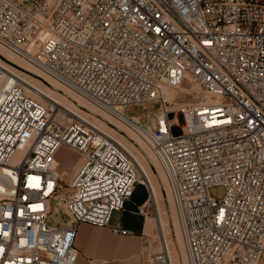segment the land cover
<instances>
[{
	"label": "built area",
	"instance_id": "built-area-1",
	"mask_svg": "<svg viewBox=\"0 0 264 264\" xmlns=\"http://www.w3.org/2000/svg\"><path fill=\"white\" fill-rule=\"evenodd\" d=\"M0 44L137 126L168 174L190 264H264V0H0ZM6 62L0 56V264H83L77 225H110L138 183L147 193L139 211L155 217L152 191L127 146L93 119L66 121L71 110ZM188 80L203 100L171 107L165 88ZM152 102L155 111L125 112ZM62 145L79 153L70 177L58 169ZM215 184L226 187L221 201ZM143 264H172L164 236Z\"/></svg>",
	"mask_w": 264,
	"mask_h": 264
},
{
	"label": "rangeland",
	"instance_id": "rangeland-1",
	"mask_svg": "<svg viewBox=\"0 0 264 264\" xmlns=\"http://www.w3.org/2000/svg\"><path fill=\"white\" fill-rule=\"evenodd\" d=\"M18 1L24 5H28L31 3V0H18ZM0 56H3V55L0 54ZM3 57L6 59V61H7L6 63L8 65H10L11 61L9 60V58H7L6 56H3ZM10 58L21 60L23 64L27 63V62L23 61L22 59H20L19 57H17V55H15V54H13V56H11ZM41 80L45 84H48V85H50V83H51V82L50 83L46 82L45 79H43V78ZM48 80H50V79L48 78ZM193 82H194L193 80H188V81L184 82L182 87L190 85V83H193ZM52 88L54 90L53 94L58 95V97L60 99H64L67 102V104H69V106L72 107L71 111H73L74 114L76 113L79 116H84V117H88L90 119H93L95 122L100 124L105 130H107V132L112 133L116 138L120 137V135H121L120 133H122L123 135H126L128 137V139H129V137L131 138L130 134H128L125 130H121L122 128L120 129L119 126L115 125L111 121L110 116L105 117V115H103L102 113H95L93 111L94 110L93 108L83 106L82 104H80L78 97L75 96L72 92H69V90L66 89L65 87L59 85V86H53ZM180 88H177V89L180 90ZM202 93H203V91H202ZM60 94L66 95V97H64ZM201 94L192 95L189 93H182V94L179 93V95L177 94L175 98L173 97L174 96V94H173V95H170V97H169V104L171 107H173V106H178L181 103H187V104L196 103V102L201 101V98H200ZM62 108H67V107L62 105ZM69 108H67V109H69ZM155 110H157V106L155 103L152 102V103H144V104H139V105L138 104L129 105L126 107L125 112H127L128 114H131V115H137V114L146 113L148 111H155ZM71 117H76V116L75 115L70 116L69 114H66L64 116V119L67 121ZM103 120L107 124L104 123ZM107 120L108 121L110 120V121L108 122ZM149 122H152L153 126H156V120L155 119L150 120L147 116H145L144 119L142 120V123H144V124H147ZM180 122H181V116H180ZM108 125H110V126H108ZM110 127H113V129L115 128V130H113ZM131 143L134 145V147L136 146L139 149V151L138 150L135 151V148L133 147V152H134L133 154H135L138 161L141 160L144 162V160H143L144 158H148L150 160V162L153 161L148 149L146 148L147 147L146 145L141 144L138 141H136V142L131 141ZM57 159L60 161V164L58 166L59 171H61L62 173L69 171V173L71 174V172L73 171V169H72L73 165L79 159V153L77 151L71 149L67 145H62L61 148L59 149L58 153H57ZM140 167H141V165H140ZM162 169H163V167H162ZM148 171H149V174L151 175V177L153 178L154 181H160V182H162V184L164 183L163 179H164L165 175H164L163 170H161L158 163L154 162V164H153V162H152V164H150V167L148 168ZM141 174L144 178L147 177V180H148V176L145 173V171L143 170V168H141ZM225 193H226V187L223 184H215V185L210 187V194L214 198H216L217 200L221 201L223 199ZM160 195L162 198L161 199V207L163 209V215L165 216V219L167 220L166 221V229L168 230V234L166 235V237H168L169 241H170L171 263L172 264H189V260H187L188 257H187L186 248H185V245L183 243L182 232L180 231L179 218L175 214L176 210H175V206L173 203L170 187L163 188V190L160 191ZM145 197H146V189L144 186H142L140 183H138L136 190H135V193L131 198L133 200H131L130 206L134 202L139 203ZM149 208L151 210L150 213H154V211L152 210L153 208L152 207H149ZM56 209H57L56 200H52L51 201V211L57 217L58 214L56 212ZM60 212H61V215H63L62 209H60ZM129 218L130 217H125V220L128 221ZM151 218H152L151 220H153V221H151L150 223L153 224V227L148 226L144 246L140 250L141 252H143L141 256L145 259H150L152 252L156 248V240L159 239L160 234L163 235L162 232L160 233L158 231V227L156 226L157 222L155 221L153 216H151ZM63 219L65 220L66 217L63 216ZM149 219L150 218L147 219V224L150 221ZM130 220L133 222L137 221L136 219L134 220L131 218H130ZM53 222H54V220L50 219V223H53ZM158 222H159V220H158ZM175 225L177 228L175 227ZM182 251H184V254L181 253ZM182 254H183V256H182Z\"/></svg>",
	"mask_w": 264,
	"mask_h": 264
},
{
	"label": "crops",
	"instance_id": "crops-1",
	"mask_svg": "<svg viewBox=\"0 0 264 264\" xmlns=\"http://www.w3.org/2000/svg\"><path fill=\"white\" fill-rule=\"evenodd\" d=\"M134 195V194H133ZM132 198V197H131ZM129 199L121 211H116L110 225L98 226L87 222L79 223L75 240L83 264H143L147 259L141 255L147 233V219L140 213L139 206L145 202ZM125 217L136 219L126 221ZM127 228L128 234H114L112 227ZM146 248V247H145Z\"/></svg>",
	"mask_w": 264,
	"mask_h": 264
},
{
	"label": "bare ground",
	"instance_id": "bare-ground-1",
	"mask_svg": "<svg viewBox=\"0 0 264 264\" xmlns=\"http://www.w3.org/2000/svg\"><path fill=\"white\" fill-rule=\"evenodd\" d=\"M0 54L3 55V56H6L11 61L10 62L11 64L9 63L10 65H8L7 63H5L8 66V68H10V70H12L13 72L19 74L22 78H24L26 81L30 82L33 86H35V88H37V94L40 97H45L46 99L56 101L61 106L63 105L65 107H67V108L70 107L71 109L69 108V110H72V107L69 106V104H67V102L64 99H60L58 97V95L53 94L54 93V90H53L52 87L53 86H59L60 85L59 82H57L55 79H51V78H49L50 80H48V77L46 78V76H44L48 80V81L45 80L46 82H48V83L51 82L50 85L45 84L41 80L43 76L41 75V73L39 72V70L35 66L31 65L30 63L23 64L21 60L11 59L10 57L13 56L14 53L11 52L8 48H6L5 46H3L1 44H0ZM202 91L203 90L200 87V85L198 83H196V82L195 83L193 82V83H190V85L183 86V87L181 86L180 90L175 89V88H165V96H166L167 100H169L170 95H173V94H174L173 97L175 98L177 94L179 95V93H181V94L182 93H189V94L195 95V94H201ZM69 92H72L75 96H77L78 99H79V101H80V104H82L83 106H87L89 108H93L94 109L93 111L95 113H102L103 115H105V117L106 116H110V115L106 114L105 112H103L102 110H100L94 104L90 103L87 99H85V98L77 95L72 90H69ZM60 95L66 97V95H63V94H60ZM205 97H207V99L209 101L210 100H214V98L210 97L208 94H206ZM200 98H201V101H202L203 98H204V96L201 94V97ZM67 112H68V114L70 116L71 115H73V116L74 115H78L76 113L74 114L73 111H67ZM86 118H88V117H86ZM110 119H111V121L115 125L119 126L120 129L122 128L121 130H125L128 134H130L131 136H133V138H135L138 142H140L141 144H144V145L147 146V144L144 142V140H142L138 136V134H137V129L138 128H137L136 125L130 123L131 126H128V125L124 124L122 121H120L118 118H116L115 116H110ZM103 122L106 123L104 120H103ZM108 126H110V125H108ZM110 128L113 129V127H110ZM113 130H115V128ZM120 134H121L120 137H118L117 139L119 141H121L125 146H127L128 149L131 152H133L134 145L131 143L130 139H128V137L126 135H123L122 133H120ZM134 148H135V151H137V150L139 151V149L136 146ZM146 148L148 149V151H149V153H150L153 161L150 162V160L148 158H144L143 159L144 162L141 161V160H139V163L141 165V168H143V170L145 171V173L148 176V180H147V177L145 179H146V182L150 186V189L152 191L151 192V194H152L151 195V201L153 202V205L156 207V211H157V215L155 217H153L155 219V221L157 222L156 223V226L158 227V231L160 233L162 232V234H163L162 236H164L168 240V242L170 243L169 238L166 237V235L168 234V230L166 229V221L167 220L165 219V216L163 215V209L161 207V199L162 198H161V195H160V191H162L163 188L169 187L168 174H167V172L164 171V169H162L159 161L154 156L153 152L148 148V146ZM152 162H153V164H154V162L155 163H158L159 166H160V168H161V170H163L164 175H165V177L163 179V182H164L163 184L160 181H154L153 178L151 177V175L149 174L148 168L150 167V164H152ZM78 164H79V161L77 160V162L72 167L73 171L71 172V174L74 172V169L78 166ZM4 172H10L9 168H5L4 169ZM63 174H64V176H69V177L71 176V174L69 173V171H66ZM175 210H176V208H175ZM175 214L177 215V211H175ZM149 218H150L149 219L150 221L148 220L149 223L147 225L153 227V224L150 223L153 220H151L152 219L151 217H149ZM158 220H159V222H158ZM179 226H180V231L182 232L181 222L179 223ZM175 227H176V225H175ZM183 243L185 245V239H184V237H183ZM181 253L184 254V251H182ZM183 254H182V256H183ZM187 260H189V258ZM189 264H190V260H189Z\"/></svg>",
	"mask_w": 264,
	"mask_h": 264
}]
</instances>
